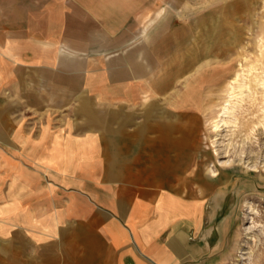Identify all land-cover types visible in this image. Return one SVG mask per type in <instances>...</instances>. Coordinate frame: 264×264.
I'll return each instance as SVG.
<instances>
[{"label": "crops", "instance_id": "obj_1", "mask_svg": "<svg viewBox=\"0 0 264 264\" xmlns=\"http://www.w3.org/2000/svg\"><path fill=\"white\" fill-rule=\"evenodd\" d=\"M166 1L0 0V264L221 251L227 210L211 218L181 158L198 103L150 101L196 79V25Z\"/></svg>", "mask_w": 264, "mask_h": 264}, {"label": "rangeland", "instance_id": "obj_2", "mask_svg": "<svg viewBox=\"0 0 264 264\" xmlns=\"http://www.w3.org/2000/svg\"><path fill=\"white\" fill-rule=\"evenodd\" d=\"M174 4L175 19L196 25V79L182 76L150 101L198 103L181 145L190 155L181 158L195 165L193 192L209 198L211 218L227 210L210 264H264V0ZM187 38L182 33V45Z\"/></svg>", "mask_w": 264, "mask_h": 264}, {"label": "bare ground", "instance_id": "obj_3", "mask_svg": "<svg viewBox=\"0 0 264 264\" xmlns=\"http://www.w3.org/2000/svg\"><path fill=\"white\" fill-rule=\"evenodd\" d=\"M217 121V120H216ZM218 122V121H217ZM219 123V122H218ZM215 152V151H214ZM241 159V158H240ZM224 164V162H222ZM221 164V163H220ZM227 164V163H226ZM222 165V164H221ZM225 165V164H224ZM253 165V164H252Z\"/></svg>", "mask_w": 264, "mask_h": 264}]
</instances>
